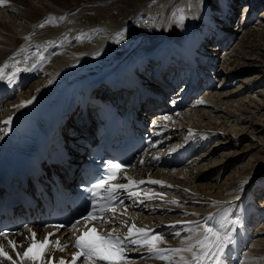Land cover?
<instances>
[{
    "label": "bare ground",
    "instance_id": "1",
    "mask_svg": "<svg viewBox=\"0 0 264 264\" xmlns=\"http://www.w3.org/2000/svg\"><path fill=\"white\" fill-rule=\"evenodd\" d=\"M85 1L88 0H6L0 5V68L4 69L5 74V78L0 80V94L8 89L16 94V101L9 102L10 98H7L0 108V159L9 155L23 136L31 138L38 131L52 127L61 131L64 123L59 112L63 108L59 105L71 107L66 102L67 97L72 101V95L86 97L94 89L97 93L103 92V88L109 86L108 79L117 77L127 64L138 67L149 64L154 54L164 46L183 49L184 54L191 51L196 65L189 64L183 72L191 75L196 70L197 73L193 75L196 88L202 89V92L205 90L207 95L200 99L192 93L186 99L183 94L174 95L171 103L162 104L170 111L169 114L160 113L155 116V121H164L169 125L170 122H178L175 129L189 135L185 140L197 142L207 154L200 155L202 158L194 157L188 165L176 170L141 169L136 171V177L149 176L167 185L173 201L170 200L167 205L163 203V206L168 207L170 212L161 217H151L148 221L177 220L185 236L171 246H175V249L186 248L200 238L204 227H211L221 233L227 232L231 237L224 256L229 249L228 256L234 260L237 253L234 245L242 246L246 237L251 235L248 228L255 223V219L264 216V208L258 209V198H255L253 191L256 187L264 190V183L260 181L264 179V165L261 170H249L248 162L246 166L238 165L234 172L223 179L221 176L238 163L245 152L251 154L257 149L255 143L260 142L264 135V96L260 101L253 99L248 102L255 113L247 121L243 120L238 131L227 132L226 128L231 119L235 118V123L241 120L232 112V105L249 89H255L252 79L257 81L254 85H260L259 88L264 85V72L257 71L264 63V26L257 24L252 30L247 28L249 22H254L250 17L252 7L249 16L241 21V27L234 26L231 19L227 23V19L235 15L236 5L243 0H114L111 5H108L111 0L92 1V4ZM247 2L244 5L246 9L253 2L257 7L263 8L264 5V0ZM86 4L87 8L84 7ZM181 16L184 17L183 21L180 20ZM190 18L193 25H189ZM261 22L264 24V15ZM241 31H245L242 36L248 40L256 35L259 38L248 55L244 50L248 47L245 45L247 42L242 37L238 49L244 52V56L240 58V52L236 49L230 54L226 52L232 46L233 37ZM215 41L221 45L218 49L212 45ZM221 41H225L224 45ZM169 53L170 48L165 55ZM250 56L259 57L261 61ZM232 58L241 60L245 70H231L234 65ZM5 65L8 67L5 68ZM250 68L257 69L255 72L250 70L256 77L238 78L239 74L244 75L243 71ZM13 72H16L15 82L9 85L7 76ZM219 75L222 76L215 80ZM106 92L110 93V90ZM61 94L67 97L58 101ZM113 99L116 98L111 94L112 104L117 102ZM240 99L238 107H244L246 100L243 97ZM21 104L24 106L21 107ZM177 105H180L178 109ZM168 115H172V118L169 119ZM9 118L10 123L6 124ZM37 121L46 127H39ZM221 125H224V130ZM246 130L252 133L253 138H258L247 140L248 137H244ZM219 140L223 143H213ZM242 142L251 144L249 151L245 148L244 151L236 150ZM230 148L232 150L228 152ZM220 150L228 153L223 155L220 152L219 156ZM259 153L264 156L262 151ZM219 180L223 191L216 188ZM133 217L137 219L134 214ZM257 223L263 224L257 236L264 237V218ZM26 229L22 228L20 234L14 237L18 238V244L23 245L27 241L28 238L23 235ZM257 242L264 244V238L252 243L248 253L254 255L246 254L243 259L245 264H264L263 256H259L263 250H259L261 246ZM6 252L12 260L0 257L1 262L12 264L14 260L16 264H21L17 252L23 253L22 250ZM176 254L169 252L165 259L159 258V262L144 264H185L192 257L190 252H184L174 260ZM28 262L26 260L23 264Z\"/></svg>",
    "mask_w": 264,
    "mask_h": 264
},
{
    "label": "snow or ice",
    "instance_id": "2",
    "mask_svg": "<svg viewBox=\"0 0 264 264\" xmlns=\"http://www.w3.org/2000/svg\"><path fill=\"white\" fill-rule=\"evenodd\" d=\"M6 3V0H0V5ZM184 17L181 16L180 20L183 21ZM43 27V25H41ZM5 68L8 65L4 66ZM19 71V69H17ZM16 72L7 76L9 85L15 82ZM5 78L4 69L0 68V80ZM27 103H31L28 101ZM21 107L24 104L20 105ZM10 119L5 123H10ZM167 119V117H164ZM143 163V162H142ZM113 170L109 175L104 176L99 182L92 185V196L98 197L101 192L114 193L117 189H125L128 186L123 184H111L110 181L117 179V173L121 171V165L112 164ZM151 184H161V181H148ZM136 195V193H131ZM115 211V208L110 209ZM103 211V209H102ZM97 219H103L102 215L95 212H88L83 217L85 222V229L80 231V234L75 236L74 244L72 245L77 251L73 253L71 257V264H77V261L83 258L86 264H126L127 257L126 242H130L134 245L143 246L148 244L153 251H159L157 249V242L162 238L155 235H149V233L143 228H136L133 224L128 227V235L126 237L114 236L111 232L107 234H100L95 227H88L87 222H95ZM107 223V221H104ZM81 221L77 220L76 224H80ZM235 223V221H233ZM199 226V225H198ZM59 227V226H57ZM32 243L27 246L23 253L17 252V258L23 264L24 261H31L32 264H39L41 259L46 256L50 241L48 237H45L43 241L36 240V233L32 232ZM53 234H49L51 236ZM231 237L227 232L221 233L213 230L211 227H204V231L200 233V238L196 239L194 243H191L186 248L170 249L172 253L190 252L192 254V264H221L223 256L225 254V247L230 242ZM9 246L15 251L16 244L13 241H9ZM68 245L62 244L59 240L55 243V251L63 252ZM0 257L4 260H12V258L5 251L4 247L0 246ZM159 258L165 259L166 257L160 256ZM12 264H16V261H12ZM48 264H52V261H48ZM59 264H67L63 259L59 261ZM188 264V262H185Z\"/></svg>",
    "mask_w": 264,
    "mask_h": 264
},
{
    "label": "rangeland",
    "instance_id": "3",
    "mask_svg": "<svg viewBox=\"0 0 264 264\" xmlns=\"http://www.w3.org/2000/svg\"><path fill=\"white\" fill-rule=\"evenodd\" d=\"M104 2V1H110V0H88V1H85L84 3H90V4H92L93 2ZM113 1L114 0H111L109 3H108V5L110 4H112L113 3ZM118 1H120V0H118ZM240 1V0H239ZM254 3L255 2H253V4H251L250 5V7L248 8V9H246V8H241V9H239L241 6H244V5H247L248 4V2H247V0H243V1H241L240 3H239V5H236V7H235V15H234V26H237V25H239L240 27H241V23H239V19L242 17V15H243V20H245L246 19V17L247 16H249V13H250V10H251V7H252V14L251 15H253V16H251L250 15V17L252 18L251 19V21L252 20H254V22H253V24H251V22H249V24H248V26H247V28L250 30H252L253 28H255V27H257L256 25L258 24V25H260V26H264V24H262V22H261V18H262V16L264 15V5H263V8H261V6H259V7H257L256 5H254ZM78 4H79V2H78ZM83 4V3H82ZM84 7H88V4H86V5H84ZM107 7V6H106ZM258 8V9H257ZM247 13V14H246ZM190 16H192V15H190ZM192 18H193V16H192ZM189 25H193L192 24V22H191V18L189 19ZM243 26V25H242ZM237 28V27H236ZM245 34V31H241V33L239 34V35H235L234 37H233V39H232V46H230V48H229V50L226 52V53H229L230 51H232V50H234V49H236V51H239L240 52V58L241 57H243L244 56V52H241L239 49H238V47L240 46V44H241V41H242V35H244ZM258 35H256V36H254V37H252L251 39L249 38V40H248V38H246V37H243V40L244 41H246L247 43H245V45H246V47H247V49L249 50H247V49H244V50H246L245 52H248V55H249V53L251 52V50L250 49H252V46H253V44L255 43V41L259 38V37H257ZM250 40H252L251 42H249ZM254 40V41H253ZM251 43V44H250ZM250 44V45H249ZM249 46H251V48H249ZM259 53H261V52H259ZM230 54V53H229ZM251 55V54H250ZM247 57H249V56H247ZM252 59H257V60H260V58L259 57H257L256 58V56H250ZM233 60H234V58H232L231 59V62L232 63H234V65H233V67L231 68V70H237V71H240L241 69H243V67H244V63L240 60H237L236 59V61L234 60V62H233ZM261 61V60H260ZM263 61V60H262ZM243 64V65H242ZM264 64V63H263ZM263 64H260V70H257V69H253V68H250V69H248L247 71H243L244 72V75H243V73H241V74H239L238 75V78L240 79L241 77H248L247 79H249V78H251V77H256V75H253L254 74V72L257 70V71H263L264 72V65ZM256 65V64H255ZM257 67V66H256ZM230 68V67H229ZM223 69V68H222ZM227 69V67L225 68V70ZM262 69V70H261ZM230 70V71H231ZM243 70H245V69H243ZM250 70H252V71H254V72H250ZM245 72L246 73H248V75L247 76H245L246 74H245ZM252 75V76H251ZM222 75H219V76H217V79H215V80H218V78H220ZM238 81V80H237ZM252 84H253V88L255 87V89L254 90H252V88H251V90L249 89L247 92H245L241 97H239V98H237V99H235V100H237V102L238 101H241V99L240 98H242L243 97V99L245 98V100L246 101H244L243 99V103L245 104L244 105V107H238V103L237 102H234L233 103V107L234 108H232V112L233 113H235V115L236 116H239V118L241 119L240 121H238L237 123H235V118L234 119H231L228 123H227V128H226V131L227 132H229V131H238V128H240L241 127V123L243 122V120H248L250 117H252V115L255 113V111L253 110V107L252 106H250V105H248V102H250L251 100H253V99H255V100H262V98H263V96H264V85H262V87H260L259 88V86L260 85H254V83H256L257 81L256 80H254V79H252ZM255 81V82H254ZM236 86H238V85H235L234 87H236ZM251 93V94H250ZM254 97V98H253ZM247 98V99H246ZM252 98V99H251ZM239 99V100H238ZM14 101H16V99L14 100ZM236 104H237V106H236ZM260 105H263V103L262 104H260ZM242 110V111H241ZM240 113V114H239ZM261 114H263V113H261ZM219 117V116H218ZM256 119H257V117H256ZM255 119V120H256ZM221 120L222 119H220V120H218L217 121V123H218V125L220 124V122H221ZM212 122H213V120H212ZM177 124H178V122H177ZM231 124H233L232 126H231ZM235 124V125H234ZM202 125H204V123H202ZM222 126V127H221ZM220 127L224 130V128H223V126L224 125H221ZM231 126V127H230ZM247 126V125H246ZM229 127V128H228ZM247 131V130H246ZM251 134L252 133H250V131H247V132H244V137L247 139V137H248V139L247 140H249L250 138L251 139H256V138H258L257 136H255V138H253L252 136H251ZM254 134V133H253ZM245 139V140H246ZM259 141V140H258ZM253 142H255V141H253ZM252 142V143H253ZM218 143H220V144H222L223 143V141H216L214 144L215 145H217ZM247 143H249V142H242L240 145H238V147H236V150L237 151H244V148H245V150H250V146H251V144L249 145V144H247ZM213 143H212V145H214ZM254 144V143H253ZM211 145V146H212ZM257 145V146H256ZM249 147V148H248ZM255 148H257L256 150H255V152H252L251 154H248L247 152H245L244 153V155L242 156V158L240 159V160H238V163L236 162L234 165H232V167H230V171L229 170H226L225 172H224V175L223 176H221L222 177V179H223V177L224 176H226L227 174H229V173H232V172H234L235 171V169L237 168V166L238 165H244L245 164V166L247 165V163L248 162H250V165H248L247 166V169H249V170H255V171H257V170H261V168H262V166L264 165V156H261V154L259 153V151H262V154H264V135L260 138V142H258V143H255ZM5 150V149H4ZM4 150H3V152H4ZM230 150H232V148H230L229 150H228V152L230 151ZM248 150V151H249ZM221 150L218 152V155L220 156L221 155V153H223V155H225V154H227L228 152H221ZM203 154H206V152L205 151H203ZM261 162V163H260ZM241 163V164H240ZM191 169H192V167H191ZM254 173H257V172H254ZM262 175V174H261ZM260 175V176H261ZM260 176H259V178H260ZM263 179V178H262ZM260 180V181H262V183H264V179L263 180ZM220 180H221V178H220ZM219 180V183H218V185L216 186V188H218V190H220V191H223V187L222 186H220L221 185V181ZM261 183V182H260ZM258 185V184H257ZM261 186V185H260ZM256 189H257V187H256ZM261 190H263V188H258L257 190H256V192H254L255 194V198H258V200H257V202H258V206H259V209L260 208H263L264 207V205H263V203H264V190L263 191H261ZM253 191H255V189L253 190ZM259 193H260V195H259ZM260 228H262L263 229V224L261 223L260 224V226L257 228V229H260ZM256 229V230H257ZM255 234H256V238H258V239H263L264 237H260V236H257V232H255ZM257 239V240H258ZM254 242H256V241H254ZM253 242V243H254ZM258 244H259V246H261L260 247V249L259 250H263L264 251V244H262V243H259V242H257ZM261 244V245H260ZM258 246V247H259ZM263 247V248H262ZM250 249V248H249ZM251 250V249H250ZM250 250H248V252H250ZM262 251V253H261V255L259 254V256H263L262 258H264V252ZM249 253H247V255H248ZM249 255H254V253H250ZM244 264H245V262H243Z\"/></svg>",
    "mask_w": 264,
    "mask_h": 264
}]
</instances>
